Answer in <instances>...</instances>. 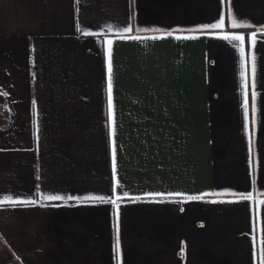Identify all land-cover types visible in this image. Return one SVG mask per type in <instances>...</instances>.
<instances>
[{"label": "crops", "instance_id": "crops-1", "mask_svg": "<svg viewBox=\"0 0 264 264\" xmlns=\"http://www.w3.org/2000/svg\"><path fill=\"white\" fill-rule=\"evenodd\" d=\"M0 96V198L122 197L0 204V264H259L264 0H0Z\"/></svg>", "mask_w": 264, "mask_h": 264}, {"label": "snow or ice", "instance_id": "snow-or-ice-1", "mask_svg": "<svg viewBox=\"0 0 264 264\" xmlns=\"http://www.w3.org/2000/svg\"><path fill=\"white\" fill-rule=\"evenodd\" d=\"M135 0H132V3L134 5ZM225 14H221L220 19L218 22L211 24V25H205L203 26L204 29H209V30H223L225 27ZM227 20L229 21L228 26L233 28V29H239V28H244L248 27L247 24L240 23L237 21L235 18L234 14L231 12V9L229 8L227 11ZM77 30H81V26L77 25ZM113 26L109 25L108 26V31H112ZM133 31V28L131 26L125 27L122 29L117 30V35H121L122 38H129V39H136L137 37L134 36H124L123 34L130 33ZM88 33L85 32V35ZM168 35H171V33H168ZM188 38V37H186ZM220 38L225 39V40H230V41H239L241 45V56L243 58L244 54V49H243V44L245 41V37L242 34H224ZM249 40L251 44L254 46L255 45V33L252 34L251 37H249ZM106 44L108 45L106 51H105V57H106V69H107V104H108V113H109V125H110V135L114 134V113H113V96H112V62H111V44L112 40H107ZM254 60V57H253ZM255 72V66L253 64V74ZM243 75V73H242ZM246 86V85H245ZM254 86V85H253ZM255 97L256 94L253 92L252 94V123L255 124V114H256V106H255ZM36 102L33 101V107L35 108ZM244 117H245V127L247 128V121H248V116H249V111H248V99H247V92H245V101H244ZM36 121L34 120V124ZM38 130V129H37ZM117 165H116V159H115V149H113V160H112V170H113V196L115 199L113 200H108L103 196H88L85 198H79V197H72V196H61L58 194H47L40 192L39 193V200L37 199H27V200H19V199H14L12 196H6L3 198H0V204L3 203H10L12 206H16L17 204H22V205H36L39 204L41 207L46 206L43 202H51V201H64L66 204L68 200H73L75 199L78 203L81 202V199H86L90 201H100L103 203H112L116 204L117 201H119L122 197L117 194V187H118V181H117ZM39 187V186H38ZM124 196H127V193L124 194ZM199 197H190L189 199H198ZM243 200H250L253 199V194L249 193L247 195H242L240 197ZM260 205H264V200H259L256 201ZM56 207H59L61 205L56 204L53 205ZM118 209V205H117ZM254 239V248H255V237ZM261 243H264V241H261ZM119 249H120V237H119V224L117 223L116 225V235H115V242H114V251L119 254ZM255 255V252H254ZM259 264H264V251L261 252L260 258H259Z\"/></svg>", "mask_w": 264, "mask_h": 264}, {"label": "trees", "instance_id": "trees-1", "mask_svg": "<svg viewBox=\"0 0 264 264\" xmlns=\"http://www.w3.org/2000/svg\"><path fill=\"white\" fill-rule=\"evenodd\" d=\"M3 111H4V110H3V99H2V97L0 96V116L4 114Z\"/></svg>", "mask_w": 264, "mask_h": 264}]
</instances>
